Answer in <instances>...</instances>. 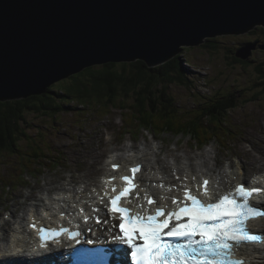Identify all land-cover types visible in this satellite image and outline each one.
I'll use <instances>...</instances> for the list:
<instances>
[{
    "label": "rangeland",
    "instance_id": "1",
    "mask_svg": "<svg viewBox=\"0 0 264 264\" xmlns=\"http://www.w3.org/2000/svg\"><path fill=\"white\" fill-rule=\"evenodd\" d=\"M214 39L217 42V47L214 49L201 45L181 50L183 65L186 66V76L191 82L189 85L174 84L171 86V92L178 101L177 108L183 112L186 110L192 113L216 100L220 93V95L225 93L227 96L235 91L238 107L234 108L227 118L231 123L226 120L224 124L218 126L217 131L218 134L221 132L226 134V139H214L211 141L213 145L199 149L193 144L195 141H190L189 137L182 138L184 136L172 135L179 133L180 125L169 121L162 122V124L143 123L152 129L161 126L162 133L154 134L153 130L141 129L140 135L125 134V131L137 132L140 124L138 113L133 112L136 126L129 125L132 119H129L126 114L130 108L122 104L113 106L104 112L89 108L66 109L55 117L30 113L28 119L31 125L28 128V134L31 137L22 139L18 143L20 150L17 152H6L0 157V215L13 209L16 216L20 215L33 197L42 195L41 191L44 190L45 184L48 189L50 186L54 187V182L69 181L66 178L71 172L74 175L83 176L78 179V184L82 179L88 180L84 172L85 170L88 172L93 160L92 167L97 169L95 164L100 163V159L92 155L101 152L104 146L106 150L102 153L103 162H106L112 149H117L119 146L122 148L126 144L128 148L132 144L144 148V142L154 149V146L160 145L163 147L158 150L162 149L161 156L173 161V156H169L167 151L195 154L191 148L193 146L196 152L202 153L208 148L215 147V143L218 146L216 148H222L223 156L222 159L217 157L212 161L218 162L221 169L226 168V163H230L227 167H233L231 162L239 161L238 156L242 162L246 163L244 148L240 147L242 152L237 150L241 142L247 148H253L256 154L260 155V151L264 152V91L261 93L264 86L257 71L259 67L264 68V32L261 28H255L242 34L218 35ZM256 41L260 45L252 52L250 62H236L233 50L248 42ZM57 84L52 86L57 88ZM129 104L131 102L124 103V105ZM196 134L201 137L198 127ZM213 134L214 128L208 136ZM108 137L112 139L108 141ZM243 138L248 140L245 141ZM249 141H252L254 146ZM127 149L121 153H125ZM249 156L255 157L251 153ZM152 158L154 157L151 155L150 159ZM210 159L212 158L206 160L208 167L212 166ZM144 164H147L145 159ZM253 164L256 165V163ZM247 168H249V163ZM173 169L169 171L172 177L175 176ZM258 173V170H254L251 175ZM104 174H100V180ZM147 174L149 173H144V175ZM25 197L29 200L27 199V203L22 206L26 201Z\"/></svg>",
    "mask_w": 264,
    "mask_h": 264
},
{
    "label": "water",
    "instance_id": "2",
    "mask_svg": "<svg viewBox=\"0 0 264 264\" xmlns=\"http://www.w3.org/2000/svg\"><path fill=\"white\" fill-rule=\"evenodd\" d=\"M257 25L264 0H0V100L42 94L96 64L157 66L184 45Z\"/></svg>",
    "mask_w": 264,
    "mask_h": 264
},
{
    "label": "snow or ice",
    "instance_id": "3",
    "mask_svg": "<svg viewBox=\"0 0 264 264\" xmlns=\"http://www.w3.org/2000/svg\"><path fill=\"white\" fill-rule=\"evenodd\" d=\"M118 167L113 165L114 169ZM139 171L136 165L130 169L131 175L111 177L105 182L110 188L104 190L106 207L113 219L119 220V234L114 240L131 249L133 264H245L237 258L235 249L243 243H264V235L252 234L248 227L250 220L264 217V206L251 201L264 189L237 184L234 192L213 201L205 179L195 192L184 185L182 198L161 196L158 201L137 181ZM117 179L119 185L113 183ZM168 199L171 206L163 203ZM100 202L104 203V197ZM88 218L84 217L85 222ZM38 231L41 246L62 233L72 239L80 235L65 228Z\"/></svg>",
    "mask_w": 264,
    "mask_h": 264
},
{
    "label": "trees",
    "instance_id": "4",
    "mask_svg": "<svg viewBox=\"0 0 264 264\" xmlns=\"http://www.w3.org/2000/svg\"><path fill=\"white\" fill-rule=\"evenodd\" d=\"M212 41H207L210 43L203 46L216 47ZM184 68L181 54L155 67H150L143 60L108 62L101 66L86 68L59 82L57 88L51 86L42 94L15 100H0V157L6 152H17L20 150L18 143L31 137L28 134L31 124L28 119L30 113L53 117L65 109H72L73 106L75 109L103 110L104 107L111 108L121 101L131 99L133 106L135 101V109L139 108L143 112L144 119L157 118L163 123L176 122L180 125L179 133L196 134L197 127L205 116L210 123H218L214 127V134L217 135L218 126L222 124L223 118L227 120L232 109L238 107L236 99L230 97L213 109L207 105L198 113L180 114L175 108L169 86L189 84ZM258 72L264 83V69L260 67ZM220 98V95L217 96L218 101ZM66 103L77 104L68 106ZM186 117L191 120L190 125ZM202 131L203 135H206L208 126H203Z\"/></svg>",
    "mask_w": 264,
    "mask_h": 264
},
{
    "label": "bare ground",
    "instance_id": "5",
    "mask_svg": "<svg viewBox=\"0 0 264 264\" xmlns=\"http://www.w3.org/2000/svg\"><path fill=\"white\" fill-rule=\"evenodd\" d=\"M228 122H230L227 119ZM231 123V122H230ZM210 134L209 128H208V133L206 135H204L205 137L208 136ZM191 136L194 137V134H191ZM112 139V138H110ZM244 139V138H243ZM245 141H247L248 139H244ZM156 141V140H155ZM154 141V142H155ZM150 142V141H149ZM252 143V141H249ZM177 143H179L177 141ZM243 147L244 150L246 151L244 154L247 157V161L246 163L243 162V165H237V170H240V178L241 179H247L249 176L246 174V171L248 170L247 168V164L249 163V168L250 167H257L259 165V169L260 170H264V162L262 163V161H264V152L260 151L262 154H256L254 152L253 149H249L245 146V144L243 142H241L239 144V146L237 147V150L241 151L240 147ZM254 146V145H253ZM178 147V146H177ZM128 144H126V146L124 145V147L120 148V149H112V155H110L109 157V161L108 165H106L107 162H103L102 159V153L106 150V147L104 146L101 150V152L99 153H94L92 156H94L95 158H99L100 159V163L95 164V166H97V169L92 167V163L94 162V160L90 163L88 168V172L87 170H85V178H88V180L82 179L80 180L79 184L77 183L78 179L80 177H83L81 174H73V172H71L68 175L69 181H64L63 183L61 181H57L54 182V187L51 188V186L46 189V184H45V188L43 191V195L37 196V197H33L30 202L27 203V201L29 200L28 197H25L24 199L26 200L22 206L27 203L26 208L20 213V215H11L10 213L7 214L6 216L0 215V241H11L12 240V246H18L19 244L22 243V241L24 240L23 236L24 232H26L27 235L30 234L29 231H25L27 229L28 226V219L29 217H34L35 213L38 214H42V218L46 219V218H54L53 217V212L55 210H59L60 207H64L66 205H68L71 209L74 208L75 206V202H79L80 200H82L83 198H88L89 200H93L94 198H96L98 196V192H102V181L99 179L100 174L101 173H105L109 168H110V163L112 161L114 162H128L129 158H133V157H140L141 160H146L147 164L145 167V173H149L147 175H144V180L147 186V190H151L149 191L150 194H152V192H157L159 197H161L162 195L167 196H173L176 189L175 186H178L180 180L177 179V177H171L168 174V171L170 168H174V173L176 174L177 172H182L183 175H191L192 177L198 176L200 175L201 172H205L207 173V175H212L214 182H215V186L216 185H221V187H219V192H222L226 189H228L231 185V180L229 178V176L222 171V169L220 168V164H218V162H214L212 160L217 159V157H219L220 159H222V152L219 148L216 147H212L209 148L206 151H203L200 154H179V153H174V150H170V154L173 156V161H169L163 158L158 157L159 155V149L162 148L161 146H159L158 148L154 149L153 147H148L147 144L144 145V148H140L138 146H134V144L131 145L130 148H128ZM126 150V154L121 153V151ZM153 149V150H152ZM95 150V149H94ZM146 150H152V153L150 154L149 152H147ZM176 150H178L176 148ZM120 151L119 154H117L116 152ZM249 153H251V155L255 156L250 157ZM150 155H154L155 157L150 159ZM112 156H115L113 160H110V158ZM129 157V158H127ZM145 157V158H144ZM207 158H212L210 159V162L212 161L210 167H208L206 165V160ZM97 161V160H96ZM155 162V163H154ZM260 162V163H258ZM209 163V162H208ZM253 163H256V165H254ZM219 166V167H218ZM232 166H228L226 165V168H231ZM92 168H94L92 170ZM153 171V172H152ZM87 172V173H86ZM189 172H192L191 174ZM91 174V175H90ZM161 174L162 176L159 177L158 175ZM155 177H157L158 179H155ZM259 177H264V175H258L256 178L258 179ZM163 185L164 187H160L159 185ZM86 185V186H85ZM171 188V191H169L168 189ZM57 190V191H56ZM165 190V191H164ZM56 191V192H55ZM40 192V193H41ZM55 192V193H53ZM79 192H84V195L79 197L80 195L78 194ZM62 194H65V197H63ZM46 195V196H45ZM29 196V195H28ZM50 196V197H48ZM71 198V200H69ZM28 199V200H27ZM31 207V209H30ZM8 212V211H7ZM5 212V213H7ZM14 209L12 210V213H14ZM30 212L31 215H30ZM26 214H28V216H26ZM26 216V217H25ZM260 228L264 229V221L260 224ZM2 230H4L5 232L2 233ZM21 231H24L21 234ZM17 236L20 237V239L22 241H20ZM26 238V237H25ZM16 240H19L18 242H16ZM256 247V246H254ZM45 248H50V247H45ZM44 249V248H42ZM50 249H54V248H50ZM41 250V249H40ZM119 255V259L122 260L123 256V260H122V264H129V258L127 257V255H124L126 253L125 249L123 248H119L116 251ZM252 254L251 257V262L252 264H264V246L261 247H256L255 249L250 251ZM92 255V252H90L89 254H87L85 257H89ZM114 256L116 257V254H114ZM118 259V258H117ZM25 262L27 263H36V262H31L28 259H25ZM81 263V262H79ZM77 264V261H76ZM130 264H132V261L130 260Z\"/></svg>",
    "mask_w": 264,
    "mask_h": 264
},
{
    "label": "clouds",
    "instance_id": "6",
    "mask_svg": "<svg viewBox=\"0 0 264 264\" xmlns=\"http://www.w3.org/2000/svg\"><path fill=\"white\" fill-rule=\"evenodd\" d=\"M258 29V28H261V29H264V26L263 25H257V26H255V27H253L252 29H250V30H248V31H246V32H249V31H251V30H253V29ZM246 32H243V33H246ZM264 32V31H263ZM239 34H242V33H239ZM219 35H224V34H219ZM218 35H216V36H214V37H207V38H205L203 41H202V43H200L199 45H194V46H188V45H184V46H182L181 48H180V50H186V49H189V48H187V47H197V46H203L205 43H210V42H207V41H209V40H213L214 41V43L216 44L217 42H216V40L214 39V38H216ZM212 41V42H213ZM211 44H213V43H211ZM255 44V48H253L252 50H251V52H250V54L246 57V58H243V57H240V56H238V51L240 50V48H242V47H245V46H248V45H254ZM259 45H260V43L258 44V42L256 41V42H248V43H246V44H244V45H242V46H240V47H238L236 50H233L234 51V58H235V61L237 62V61H239V60H241V61H247L246 63H248V62H250L249 61V59H250V57L252 56V52L254 51V50H256L257 49V47H259ZM204 47V46H203ZM207 47V46H206ZM216 47H217V44H216ZM216 47H213L212 49H214V48H216ZM209 48H211V47H209ZM180 54V53H179ZM178 55V54H177ZM177 55H175V56H173V57H171L170 59H168L167 61H169V60H171L172 58H174V57H176ZM136 60H142V59H136ZM136 60H134V61H136ZM184 60V59H183ZM143 61H145V60H143ZM167 61H165L164 63H166ZM240 61V62H241ZM122 62H132V61H122ZM114 63H121V62H114ZM145 63H147V61H145ZM164 63H161L160 65H162V64H164ZM243 63V62H242ZM104 64H106V63H104ZM104 64H96V65H93V66H101V65H104ZM147 65H149L148 63H147ZM157 66H159V65H157ZM90 67H92V66H90ZM150 67H155V66H150ZM185 68H184V73H185V76H186V66H184ZM89 68V67H88ZM260 68V67H259ZM258 68V69H259ZM261 68H263V67H261ZM258 69H257V71H258ZM264 69V68H263ZM85 70V69H84ZM259 75H260V73H259ZM261 76V75H260ZM70 77V76H69ZM68 77V78H69ZM68 78H65V79H68ZM186 78H187V80H188V82H191V80L186 76ZM65 79H62L61 81H63V80H65ZM262 80V84H263V86H264V83H263V79H261ZM61 81H59V82H61ZM172 85H174V84H172ZM172 85H170L169 86V91H170V93H171V95H172V99L175 101V108H176V110L180 113V114H182L183 113V111H181L180 109H178L177 108V105H178V101H177V99H176V97L172 94V92H171V86ZM183 85H185V84H183ZM189 85V84H188ZM52 86V85H51ZM50 86V87H51ZM50 87H48V88H50ZM48 90V89H47ZM46 90V91H47ZM263 91H264V88H263V90H261V93H263ZM221 94V93H220ZM219 94V95H220ZM30 96H32V95H30ZM221 96V98H220V100L218 101L217 100V97H216V100H214V101H212V102H209L208 104H206V105H204L203 107H202V109L203 108H205V107H207V105H209L210 106V108L211 109H213V107H216V106H218V104L219 103H221V102H223L224 100H227L228 98H230V97H235V99H236V93H235V91L234 92H232V93H230L229 95H225V93H222V95H220ZM29 97V96H28ZM25 98V97H24ZM21 99V98H20ZM13 100H15V99H13ZM134 100H135V95H134ZM127 102H131V104H129V105H124V103H127ZM120 104H122L124 107H126V108H131V109H129V111H128V113L126 114L127 116H129V119H132V123H128L129 125H131V126H136V124H135V118H134V114H133V112H137L138 113V121H139V130L137 131V132H126L125 131V134H132V135H134V133H136V134H139L140 135V132H141V129H146V130H148V131H151V130H153V133L154 134H157V132L158 133H162L163 132V128L160 126V127H153V129L152 128H150V127H147V126H145L143 123H146V122H155V123H159V124H162V121L161 120H159V119H157V118H152V119H150V120H147V119H144L142 116H143V112L139 109V108H136L135 109V101H134V106H133V99H131V100H129V101H121V102H119V104L118 105H120ZM66 105H68V106H70V104L69 103H66ZM74 105H75V103H74ZM117 105V106H118ZM73 106V105H72ZM237 106H238V103H237ZM74 107L75 106H73V108L72 109H74ZM133 107V108H132ZM112 108V107H111ZM83 109V108H82ZM109 108H106V107H104L103 108V112L105 111V110H108ZM66 110V109H65ZM79 110H81V109H79ZM201 109L199 108V109H196L195 111H193L192 113H198L199 111H200ZM233 110V109H232ZM144 113H146L145 111H144ZM211 114H213V112L211 111L210 112ZM186 114H189L186 110H184V114L183 115H186ZM53 117H55V116H53ZM185 117V116H184ZM186 119H187V123L190 125L192 122H191V120L189 119V117H186ZM30 122V121H29ZM226 122V119H224L223 118V122H222V124H224ZM221 124V125H222ZM31 125V124H30ZM218 125V123L217 124H213V123H210L209 122V120H208V118H206L205 116L202 118V123L198 126V128L200 129V135H201V137H198L195 133H193L194 134V137L193 136H191V134L189 133V134H184V133H177V134H172V135H174V136H184V137H182V138H185V137H189V140L190 141H195V142H193V144H195V145H197L198 147H199V149H203V148H205V147H207V146H209L210 144H212V140H214V139H226V134H224L223 132H221V133H219V134H217V135H215V134H213V135H211V136H204L203 135V131H202V128H203V126H208V128H209V131H211V129H213L215 126H217ZM30 127V126H29ZM222 128H225V127H222ZM169 134V133H168ZM30 136V135H29ZM210 137H212V138H210ZM228 137H231V136H228ZM110 138L111 137H108V141L110 140ZM25 139H27V138H25ZM190 141H188L189 143H190ZM146 144V142H144L143 143V145H145ZM186 145H187V142L185 143ZM213 145V144H212ZM30 146H32L31 144H30ZM160 145H157V146H154L155 147V149L156 148H158ZM192 146V145H191ZM214 146L215 147H218L215 143H214ZM149 147V146H148ZM121 147L119 146V147H117V149H120ZM141 148V147H140ZM192 148V150L195 152V153H197V154H200V153H198V152H196L195 150H194V148H193V146L191 147ZM162 149H163V147H162ZM162 149L159 151V155L158 156H160L161 158H164V159H166V160H168L166 157H162L161 156V154L163 153L162 152ZM209 149V148H208ZM219 149L221 150V152L223 153V150H222V148H220L219 147ZM250 149V148H249ZM251 149H253V148H251ZM147 152H149L150 154L152 153V150H146ZM204 151H206V150H204ZM168 153H169V156L171 155L170 154V152L169 151H167ZM203 152V151H202ZM242 152V151H241ZM117 153V152H116ZM119 153H120V151H119ZM261 153V152H260ZM123 154H126V153H123ZM262 154V153H261ZM260 154V155H261ZM110 155H112V151H110V153H109V157H110ZM151 156V155H150ZM149 156V157H150ZM153 157H155L154 155H152ZM166 156L168 157V154L166 153ZM222 156H223V154H222ZM109 157L107 158V160H106V162L107 161H109ZM114 157L115 156H112L111 158H110V160H113L114 159ZM239 157V161H235V160H233L232 162H231V164L233 165V167H231V168H222V171L223 172H225L228 176H229V178H230V180H231V185H230V187L228 188V189H226V190H224V191H222V192H219V187H221L222 186V184L219 186V185H216L215 186V182H214V179H213V176L212 175H207V173H205V172H201L200 173V175H198V176H195V177H192L191 175H183L182 174V172H177L176 174L175 173H173L175 176L174 177H177V179H179L180 180V182H179V184H178V187L181 189V191H182V188H183V186L184 185H187L193 192H195L196 191V189H197V185H202L203 184V181L205 180V179H207L208 181H209V184H208V188H209V190H210V193H211V195H212V199H213V201H215L216 199H218L219 197H221V196H223L224 194H225V192L226 193H230V192H234V190H235V188H236V186H237V184H243V185H245L246 187H248V188H252V187H259V188H261V189H264V177H259L258 179L256 178L258 175H264V170H260L259 169V165L257 166V167H250V168H248V170L246 171V174L249 176L247 179H241L240 178V173H239V171L240 170H237V165H240V164H242L243 165V162L240 160V156H238ZM26 158V157H25ZM127 158H129V157H127ZM146 161V160H145ZM170 161V160H169ZM105 163V162H104ZM155 163V162H154ZM230 163H226L225 164V167H226V165H229ZM106 165H108V162L106 163ZM110 168L105 172V174L102 176V179H101V181H102V183H103V185H102V190L103 189H106V188H110V185L109 184H106L105 182L106 181H108L111 177H113V176H115V177H117V178H119L121 175H124V174H128V175H130V169L132 168V167H134V166H136V165H139L140 166V171H139V173H137V180H139L140 181V184L142 183L143 185H145V187H146V189H147V186H146V183H145V180H144V173H145V164H144V160H141V158L140 157H133V158H129L128 159V162H122V163H119V162H114V161H112L110 164ZM113 165H119V167L118 168H113ZM26 166H28L27 164H26ZM220 166V165H219ZM221 168V167H220ZM172 168H170L169 169V171L171 170ZM174 170V169H173ZM254 170H258L259 171V173L258 174H255V175H251V172L252 171H254ZM169 171H168V174H169ZM153 172V171H152ZM190 174L192 173V172H189ZM159 177H161L162 175L161 174H159L158 175ZM172 177V176H171ZM155 179H158L157 177H155ZM113 183H115V184H117V185H119L120 184V181H119V179H117L116 181H113ZM86 186V185H85ZM201 191H203V187H201V189H200ZM151 191V190H150ZM155 192V191H154ZM153 193V192H152ZM83 194H84V192H83ZM104 194V190L102 191V195ZM42 195H43V192H42ZM263 195H264V193H263ZM46 196V195H45ZM179 196H181V195H176V197H179ZM48 197H50V196H48ZM251 201H252V203H254V204H256V205H260V206H264V201L262 200V201H260V198H259V195L258 194H254L253 195V197L251 198ZM261 218V217H260ZM260 223L258 224V226L260 227V224L264 221V218H261L260 220ZM253 221L251 220V223H252ZM111 226H113V225H111ZM260 229V228H259ZM112 230H116L114 227H112ZM22 234V233H21ZM119 234V233H118ZM117 234V235H118ZM17 238L20 240V241H22L21 239H20V237L19 236H17ZM19 240H16V242H18ZM3 244L1 245V246H3L4 248H7V249H11V251L12 250H14V249H16V248H18L19 247V245L18 246H12V240H11V243L9 242V241H5V240H3ZM48 247H50V248H53V244H50ZM50 248H44L43 249V251H46V252H49V251H51L52 249H50Z\"/></svg>",
    "mask_w": 264,
    "mask_h": 264
}]
</instances>
